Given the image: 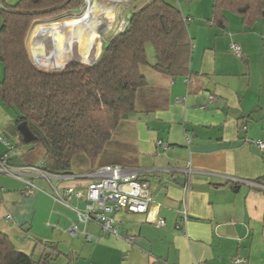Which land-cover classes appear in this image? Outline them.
<instances>
[{
	"label": "crops",
	"instance_id": "1",
	"mask_svg": "<svg viewBox=\"0 0 264 264\" xmlns=\"http://www.w3.org/2000/svg\"><path fill=\"white\" fill-rule=\"evenodd\" d=\"M165 1L187 21L188 72L175 80L156 72L154 86L139 95L141 111L121 123L103 160L153 170L143 180L165 226L121 212L117 230L135 236L132 245L93 224L86 231L98 241L87 242L66 232L71 223L79 230L81 225L73 211L53 200L46 180L33 179L37 189L25 195L19 179L0 174V233L17 251L39 258L54 247L61 254L53 264H231L237 257L264 264V190L247 183L264 186V148L257 144L264 143V18L245 26L239 15L225 11L221 28L213 22L214 0ZM13 120L0 104V133L21 156L26 150ZM116 148L128 165L118 161ZM6 151L0 145V155ZM88 172L89 167L73 171ZM184 204L186 218L177 213Z\"/></svg>",
	"mask_w": 264,
	"mask_h": 264
},
{
	"label": "trees",
	"instance_id": "2",
	"mask_svg": "<svg viewBox=\"0 0 264 264\" xmlns=\"http://www.w3.org/2000/svg\"><path fill=\"white\" fill-rule=\"evenodd\" d=\"M82 2L18 0L9 4L0 0V104L13 114V130L20 143L24 140L17 131L19 124L25 123L33 136L27 143L33 145L31 152L10 155L7 165L41 163L50 174H73L72 163L78 155L85 156L89 172L104 165H118L103 160L121 123L141 111L139 95L148 88L141 68L150 67L171 80L188 72L191 43L187 21L165 0H149L131 12L124 29L112 37L95 63L73 62L52 74L39 72L25 48L30 24L35 19L78 9ZM225 11L239 15L245 26H252L264 18V0H214L213 22L218 27L223 28L227 22ZM148 44L154 50V64L147 60ZM28 45L36 60L33 45ZM37 146L43 153L35 158ZM60 254L53 247L35 259L17 251L0 233V264H53Z\"/></svg>",
	"mask_w": 264,
	"mask_h": 264
},
{
	"label": "built area",
	"instance_id": "3",
	"mask_svg": "<svg viewBox=\"0 0 264 264\" xmlns=\"http://www.w3.org/2000/svg\"><path fill=\"white\" fill-rule=\"evenodd\" d=\"M122 1L120 0L119 3ZM126 26V19L122 16L119 23V32ZM232 52L241 57L242 52L237 44L231 45ZM260 148H264V143H257ZM0 145L6 147V152L0 157V174L16 177L22 184V192L30 195L37 189L33 179L42 178L49 183L51 197L53 200L65 208L73 211L76 220L81 225V230L74 223L66 229V232L75 236L81 234L85 241H98V238L88 234L86 229L88 225L93 224L100 228L103 235H113L122 238L126 243L132 245L135 236H120L117 230L119 221L116 214L127 212L132 214L146 215L158 229L165 226L163 218L158 217L153 208L158 209L151 196L150 184L143 180V176L153 172V170H141L128 168L121 165H104L95 168L86 174H50L44 171L41 163L38 165H7V159L12 155V146L3 138L0 133ZM157 145L167 148V145L161 141ZM170 172V170H168ZM190 168H186L185 175H189ZM77 180L74 186L60 187L59 184L65 181ZM251 187L263 189L264 186L256 181L247 182ZM188 190V186L185 188ZM70 198L75 202L70 203ZM181 211H177L183 218L187 217L186 204ZM154 209V210H155ZM150 217H152L150 219ZM242 258H235L231 264H244ZM204 264V263H197Z\"/></svg>",
	"mask_w": 264,
	"mask_h": 264
},
{
	"label": "rangeland",
	"instance_id": "4",
	"mask_svg": "<svg viewBox=\"0 0 264 264\" xmlns=\"http://www.w3.org/2000/svg\"><path fill=\"white\" fill-rule=\"evenodd\" d=\"M9 4H15L18 0H7ZM91 4L95 1L101 0H89ZM121 3L116 4L115 12L113 13L115 22L113 23L111 29L102 35L101 39L99 37H94L92 40L88 41L84 39L83 36L72 33L69 22H52L60 20L65 17H72L76 13L72 11L62 12L58 15L35 19L29 26L26 38H25V48L28 54V57L31 61L32 66L36 69H42L45 71H61L63 67L68 63H79L83 65H91L95 63L101 56L104 45L106 42L110 41L112 37L119 32V23L122 16L127 19V15L134 10V7H140L143 2L142 0H121ZM87 0H83L81 6L78 8L80 12L86 9ZM78 12V13H80ZM43 22H49V25L43 24ZM33 45V52L36 56V60H33L29 50V45ZM100 44L99 52L96 50V47ZM101 53V54H100ZM146 55L149 64H154V50L150 44L146 47ZM97 58V59H96ZM35 62V63H34ZM50 62V63H48ZM37 70V69H36ZM141 73L145 76L146 81L149 86H154L156 82V72L150 67L141 68ZM3 80V66L0 63V81ZM120 130V129H119ZM119 130H116L119 132ZM115 131V132H116ZM115 135V133H114ZM117 136V134H116ZM117 141V137L113 138ZM21 147H24L25 150H30L32 144H20ZM19 145V146H20ZM14 146H17L14 141ZM111 148V145L108 147ZM107 148V149H108ZM116 151L120 155L118 161L121 164H127L124 158L125 152L119 148H116ZM31 152V151H29ZM35 158L41 157L43 150L41 146H37L33 151ZM31 154V153H30ZM106 154V153H105ZM32 155V154H31ZM110 155L107 153L106 156ZM105 157V156H104ZM87 169V161L85 156L78 155L74 158L71 171L78 172ZM35 259L37 256L34 257Z\"/></svg>",
	"mask_w": 264,
	"mask_h": 264
},
{
	"label": "bare ground",
	"instance_id": "5",
	"mask_svg": "<svg viewBox=\"0 0 264 264\" xmlns=\"http://www.w3.org/2000/svg\"><path fill=\"white\" fill-rule=\"evenodd\" d=\"M119 2L120 0H101L91 4L87 0V7L82 12L76 13L72 17H65L52 22H69L72 33H77L88 41L94 37L101 39L102 35L108 32L115 22L113 13L115 12L116 4ZM43 24L49 25L50 23L43 22ZM99 48L100 44L96 47L98 52Z\"/></svg>",
	"mask_w": 264,
	"mask_h": 264
},
{
	"label": "water",
	"instance_id": "6",
	"mask_svg": "<svg viewBox=\"0 0 264 264\" xmlns=\"http://www.w3.org/2000/svg\"><path fill=\"white\" fill-rule=\"evenodd\" d=\"M80 12V9H74L73 10V13H78ZM131 17V14H128L127 15V19H129ZM3 28V21L1 19V11H0V32ZM110 44V41L106 42L105 45H104V50L107 49V47L109 46ZM70 64V62L68 64L65 65V67L63 69H65L68 65ZM93 64V63H92ZM39 72H42V73H45V74H52L54 73L55 71H52V72H49V71H45V70H42V69H38L36 68ZM17 131L20 133V135L23 137V140H24V143H29L31 140H33V136L31 135V133L29 132L27 126L25 123H21L17 126ZM181 181L183 182V179L180 178ZM177 184H182L181 182H177Z\"/></svg>",
	"mask_w": 264,
	"mask_h": 264
}]
</instances>
